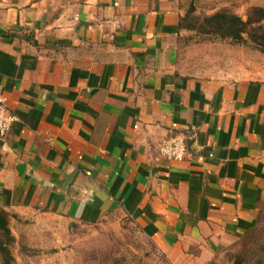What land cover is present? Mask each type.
Returning <instances> with one entry per match:
<instances>
[{"label": "crops", "instance_id": "1", "mask_svg": "<svg viewBox=\"0 0 264 264\" xmlns=\"http://www.w3.org/2000/svg\"><path fill=\"white\" fill-rule=\"evenodd\" d=\"M178 0H0V209L122 217L179 264H210L264 207V66L180 69ZM182 136L186 157L165 142Z\"/></svg>", "mask_w": 264, "mask_h": 264}, {"label": "rangeland", "instance_id": "2", "mask_svg": "<svg viewBox=\"0 0 264 264\" xmlns=\"http://www.w3.org/2000/svg\"><path fill=\"white\" fill-rule=\"evenodd\" d=\"M183 12L180 69L189 75H228L264 66V52L205 32L207 16L227 11L247 20L264 0H178ZM16 264H179L147 239L132 221L118 217L98 225L67 223L42 213L11 215ZM210 264H264V207L258 228Z\"/></svg>", "mask_w": 264, "mask_h": 264}, {"label": "trees", "instance_id": "3", "mask_svg": "<svg viewBox=\"0 0 264 264\" xmlns=\"http://www.w3.org/2000/svg\"><path fill=\"white\" fill-rule=\"evenodd\" d=\"M205 32L218 38H228L236 43L250 41L264 52V8H254L247 20L227 11L207 16L203 23ZM10 214L0 209V264H16L12 254L15 237L9 226ZM252 234V233H251Z\"/></svg>", "mask_w": 264, "mask_h": 264}, {"label": "built area", "instance_id": "4", "mask_svg": "<svg viewBox=\"0 0 264 264\" xmlns=\"http://www.w3.org/2000/svg\"><path fill=\"white\" fill-rule=\"evenodd\" d=\"M16 117L10 113L7 106V99L0 97V135H6L10 131ZM161 152L170 160L182 161L186 157V144L182 136L174 137L165 142Z\"/></svg>", "mask_w": 264, "mask_h": 264}]
</instances>
